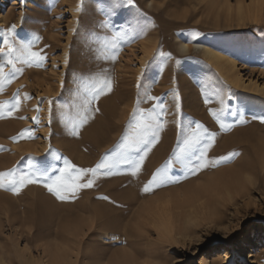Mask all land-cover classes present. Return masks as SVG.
<instances>
[{
	"label": "rangeland",
	"instance_id": "374dc122",
	"mask_svg": "<svg viewBox=\"0 0 264 264\" xmlns=\"http://www.w3.org/2000/svg\"><path fill=\"white\" fill-rule=\"evenodd\" d=\"M134 2L139 11L118 0H0V29L15 25L18 38L40 36L34 50L47 57L42 66L18 64L22 73L0 92V101L20 97L19 109L0 118V171H28L29 164L59 168L64 159L93 167L120 140L135 107L163 103L165 108L159 139L136 176L122 166L67 200L42 182L18 194L0 189V252L8 244L14 264L53 263L51 254L59 248L73 264H264V123L253 119L264 116V4L244 0L241 11L239 0ZM120 32L127 38L116 59L101 58L95 38ZM194 32L200 33L195 39ZM182 42L190 48L182 49ZM204 46L222 59L211 60ZM0 51H6L3 38ZM100 75L111 79L112 91L93 101L94 115L73 130L67 121L86 95L81 82ZM206 90L219 93L247 123L221 130L208 112L219 104L204 103ZM146 92L160 99L149 101ZM189 121L216 133L210 160L239 155L144 193V184L170 157ZM25 129L32 139L12 140ZM173 175H181L179 169ZM208 183L215 191L200 192L207 195L198 204H217L218 217L205 212L187 223L184 192L193 195ZM2 252L0 264L9 260Z\"/></svg>",
	"mask_w": 264,
	"mask_h": 264
},
{
	"label": "snow or ice",
	"instance_id": "6c2138e0",
	"mask_svg": "<svg viewBox=\"0 0 264 264\" xmlns=\"http://www.w3.org/2000/svg\"><path fill=\"white\" fill-rule=\"evenodd\" d=\"M118 3L136 8L134 0H118ZM254 3L264 4V0H254ZM244 6V0H239L237 7L243 11ZM251 7L249 5L250 9ZM77 10H81L80 5H78ZM136 10L139 11L138 8ZM261 14L264 15V13ZM15 33V25L7 30L0 29V37L3 38V47L6 49V51H0V92H3L6 83H11L18 73H22L23 69L17 67L18 64L29 67L33 65L42 66L47 59L42 54L43 50H34L35 44L41 39L40 36L25 40L18 38ZM199 35L200 33L194 32L192 38L195 39ZM126 38L127 34L124 32L114 33L111 36H97L95 40L100 46L101 58H111L114 61L118 55L121 42L125 41ZM157 55L171 58L170 53L158 52ZM9 65L11 66L10 71L6 72L5 67ZM80 90L86 95L83 96L76 114L74 116L69 115L67 121L73 130L83 126L90 116L94 115L91 112L92 102L112 91V81L103 75L91 77L81 82ZM145 96L149 101L160 99L148 92L145 93ZM25 98L30 97L25 94ZM214 99L219 107H210L208 112L219 124L221 130H230L236 124L247 123L243 114L238 116L236 112L228 108L224 98L219 93L206 90L204 103L211 104ZM137 104H139V101ZM19 107V93L14 94V100L12 101H0V118L5 115L11 116ZM96 111H99V109H96ZM163 114H165L163 103L153 104L148 109L135 107L120 140L93 167H77L67 159H64L63 166L59 168L51 165L39 168L35 164H29V170L24 171L14 167L7 171H0V189L18 194L27 185L42 182L47 190L54 193L58 199L67 200L74 198L81 189L93 187L98 176L113 175L122 166L126 167L131 175L136 176L140 173L151 146L159 139L158 133L163 126L160 116ZM228 115L238 116V119L228 122L226 119ZM33 119L37 118L34 117ZM253 119H259L264 123V116H254ZM193 123L195 124L194 127ZM21 138L32 139L33 133L31 130L25 129L18 136L12 137V140L16 141ZM215 138L216 133L210 132L200 122L189 121L184 126L182 137H178L177 147L173 149L170 157L152 173L151 178L144 184L142 191L152 193L169 184L179 183L181 179L195 176L210 166L217 167L221 163L230 162L235 156L239 155L238 152H230L226 156L210 160L208 150L215 142ZM2 147L0 145V148ZM176 169H179L181 175H173ZM101 198L108 199V197Z\"/></svg>",
	"mask_w": 264,
	"mask_h": 264
},
{
	"label": "bare ground",
	"instance_id": "6f19581e",
	"mask_svg": "<svg viewBox=\"0 0 264 264\" xmlns=\"http://www.w3.org/2000/svg\"><path fill=\"white\" fill-rule=\"evenodd\" d=\"M2 29H3V27H2ZM1 38L2 37H0V40H1ZM181 47H182V49H187V48H190V46L187 44V43H185V42H182V45H181ZM203 52L211 59V60H214V61H219V60H221L222 59V56H220L219 54H217L213 49H210L209 47H206V46H204L203 47ZM237 80H238V78H236ZM168 117V116H167ZM28 148H26L25 150H27ZM31 149V148H30ZM29 149V150H30ZM21 151V150H20ZM28 151V150H27ZM262 159H263V156H262ZM2 162H3V160H2ZM4 163V162H3ZM241 170V169H240ZM226 176V175H225ZM228 176V175H227ZM218 178V177H217ZM210 179H212V178H210ZM221 179V178H220ZM235 181V180H234ZM186 182V181H185ZM207 182V181H206ZM210 183L211 182H213V181H209ZM210 183H208V185L205 187V185L204 186H198V187H201V188H197L198 190L199 189H201V190H199V192L198 191H194V192H196V194H197V192H198V195L197 196H195L196 194H194V192H193V195L190 193V195H192V196H194L195 198V200H192V196H188V193H186V192H184V195H185V197H186V200H185V202H184V205H185V207L188 209H185L187 212L185 213V212H183V213H185V215H183L185 218H184V220H186V222L187 223H192L196 218H199V217H202V216H204V215H206L205 214V212L206 213H209V214H211V216L212 217H214V215H216L215 217H218L217 215H218V213L220 212V208L218 207V205L217 204H206L205 203V205H204V203L203 204H201V205H199L198 204V202H200V201H202L203 199H205V196H203V195H207V194H202V193H200V192H206V191H208L207 193L210 195V194H212L215 190H214V188L213 189H211L212 188V184H214V182L210 185ZM190 184V183H189ZM229 184V183H228ZM223 185V184H222ZM221 185V186H222ZM230 185H232V184H230ZM213 186H215V185H213ZM188 189H189V187H188ZM187 189V190H188ZM191 189V188H190ZM196 189V190H197ZM214 190V191H213ZM172 191V190H171ZM185 191V190H184ZM188 192H191V191H188ZM212 192V193H211ZM180 193V192H179ZM173 194H175V193H173ZM182 195H183V193H181ZM187 194V195H186ZM208 195V196H209ZM184 197V198H185ZM190 197H192V198H190ZM201 197V198H200ZM37 198H39V197H37ZM42 198V197H41ZM167 198V197H166ZM180 198H182V197H180ZM200 198V199H199ZM207 198H211V197H207ZM160 199V198H159ZM169 200H170V198H168ZM155 200V199H154ZM173 200H174V198H173ZM182 200V199H181ZM12 202V201H11ZM47 202V201H46ZM44 203V202H43ZM148 203V202H147ZM151 203V202H150ZM36 204V203H35ZM47 204V203H46ZM166 204V203H165ZM164 204V205H165ZM169 204H170V202H169ZM176 204V203H175ZM204 205V206H203ZM2 206H4V204L2 205ZM163 206V205H162ZM166 206V205H165ZM175 206V205H174ZM177 206V205H176ZM175 206V207H176ZM172 207V206H171ZM0 208H1V206H0ZM3 208V207H2ZM1 208V209H2ZM145 208V207H144ZM143 208V209H144ZM165 209V208H164ZM172 209V208H171ZM175 209V208H174ZM173 209V210H174ZM45 210H47V209H45ZM52 210V209H51ZM159 210V209H158ZM157 210V211H158ZM162 210V209H161ZM166 210V209H165ZM182 210V209H181ZM11 211V210H10ZM172 211V210H171ZM170 211V212H171ZM182 211H184V210H182ZM1 213H2V211H0ZM44 212H47V211H44ZM50 212V211H49ZM53 212V211H52ZM146 212V211H145ZM176 212V211H175ZM178 212V211H177ZM4 213V212H3ZM43 213V212H42ZM54 213V212H53ZM52 213V214H53ZM7 214V213H6ZM31 214V213H30ZM150 214V213H149ZM169 214V213H168ZM208 214V215H209ZM33 215V214H32ZM182 216V217H183ZM7 217V216H6ZM50 217H52L51 215H50ZM16 218V217H15ZM14 218V219H15ZM25 218V217H24ZM36 218V217H35ZM144 218V217H143ZM211 218V217H210ZM212 219V218H211ZM2 219H0V221H1ZM4 220V219H3ZM2 220V221H3ZM142 221V220H141ZM145 221V220H144ZM26 222H27V220H26ZM33 222H34V220H33ZM72 222V221H71ZM16 223V222H15ZM27 223H29L30 224V220H29V222H27ZM146 223V222H145ZM183 223H184V221H183ZM34 224V223H33ZM38 224H39V222H38ZM147 224V223H146ZM146 224H144V225H146ZM0 225H1V222H0ZM141 225V224H140ZM187 225V224H186ZM189 225V224H188ZM192 224H190V226H191ZM14 226H15V224H14ZM31 228H33L34 229V227L32 226V225H29ZM143 226V225H142ZM2 227V226H1ZM0 227V228H1ZM29 227V228H30ZM184 227V226H183ZM188 228V227H187ZM19 229V228H18ZM189 229V228H188ZM31 231H32V229H30ZM28 231H29V229H28ZM19 232V231H18ZM24 232H26L27 233V235H28V233L29 232H27V231H24ZM22 234H23V231H22ZM25 234V233H24ZM29 234H31V233H29ZM46 234V233H45ZM31 236V235H30ZM42 236V235H41ZM47 236V235H46ZM29 237V236H28ZM39 236H37V238H38ZM24 238V237H23ZM26 238V237H25ZM66 238V237H65ZM68 238H69V236H68ZM67 239V238H66ZM9 240V239H8ZM29 240V239H28ZM68 240V239H67ZM30 242V241H29ZM67 242V241H66ZM87 242V241H86ZM7 243V242H6ZM67 243H69V242H67ZM18 245V244H17ZM37 245V244H36ZM44 245V244H43ZM58 245V244H57ZM1 246H3V245H1ZM54 246V245H53ZM53 246H52V248H53ZM41 247V246H40ZM43 247V246H42ZM52 248H50V250L52 249ZM56 249H57V247H55ZM3 249H4V252H2L3 253V255H5V256H7L8 257V259L9 260H6L5 261V263L4 264H14L13 262H14V259H13V256H12V254L11 253H13L12 252V250H10V246H8V244H6V245H4L3 246ZM60 250H61V248H59ZM59 249H58V251L57 250H54L55 252L53 253V254H51L52 255V257H51V259H49V260H52L53 261V263L52 262H47L48 264H67V261H69L70 262V258L68 257V256H66V255H63V253L61 252V251H59ZM28 251V250H27ZM0 252V253H1ZM50 252H52V251H50ZM49 252V253H50ZM25 253V252H24ZM48 253V252H47ZM70 253L71 252H69V255H70ZM23 254V253H22ZM2 255V254H1ZM73 255V253H71V256ZM75 255V254H74ZM21 256V255H20ZM70 256V257H71ZM4 257V256H3ZM48 258H49V256H47ZM1 258V257H0ZM47 258V259H48ZM3 259V258H2ZM2 259H0V261L2 260ZM5 260V259H4ZM49 260H47V261H49ZM73 260V259H72ZM3 261V260H2ZM30 262V261H29ZM2 263V264H3ZM71 263V262H70ZM28 264V263H27ZM71 264H73V263H71ZM74 264H76V263H74Z\"/></svg>",
	"mask_w": 264,
	"mask_h": 264
}]
</instances>
